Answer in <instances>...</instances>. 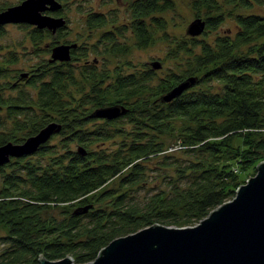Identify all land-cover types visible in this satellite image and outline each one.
Here are the masks:
<instances>
[{"label": "trees", "instance_id": "obj_1", "mask_svg": "<svg viewBox=\"0 0 264 264\" xmlns=\"http://www.w3.org/2000/svg\"><path fill=\"white\" fill-rule=\"evenodd\" d=\"M55 1L59 8L42 13L64 21L55 30L10 23L27 30L40 56L28 71L15 70L16 53L0 49V147L57 127L33 153L0 165V226L6 231L0 239L7 244L0 264L66 256L84 264L111 240L147 226L194 225L232 199L242 174L264 160V15H227L217 0H191L204 28L178 39L169 36L161 15L175 10L173 0H116L108 11L78 10L84 28L98 33L92 45H79L66 38V0ZM11 6L0 2V12ZM226 16L235 29L207 41ZM6 24L0 23V37ZM157 38L170 43L171 57L180 58L178 72L158 76L153 61L124 73L88 59L100 47L101 54L120 57L128 54L129 39L147 48ZM61 45H72L69 59L53 60V49ZM110 108L118 114L98 116ZM125 120L133 123L130 131L120 125ZM160 135H174L175 143L166 145ZM109 140L113 147L104 148ZM151 170L160 172L168 189L154 186L138 196L132 187L146 184ZM116 178L118 187L105 188Z\"/></svg>", "mask_w": 264, "mask_h": 264}, {"label": "water", "instance_id": "obj_2", "mask_svg": "<svg viewBox=\"0 0 264 264\" xmlns=\"http://www.w3.org/2000/svg\"><path fill=\"white\" fill-rule=\"evenodd\" d=\"M59 7L55 0H24L0 12V23L25 22L55 30L64 21L42 13ZM203 28L204 23L195 19L187 33L197 36ZM71 46L54 48L53 60H68ZM185 85L174 88L164 100L177 96ZM117 114V108H110L100 110L98 116L111 118ZM56 131V125L51 124L21 145L8 143L0 147V165L11 157L33 153ZM38 264L77 263L66 256L59 260L40 257ZM84 264H264V160L257 164L255 175L235 190L231 200L211 210L196 225L147 226L111 240L93 261Z\"/></svg>", "mask_w": 264, "mask_h": 264}, {"label": "rangeland", "instance_id": "obj_3", "mask_svg": "<svg viewBox=\"0 0 264 264\" xmlns=\"http://www.w3.org/2000/svg\"><path fill=\"white\" fill-rule=\"evenodd\" d=\"M17 1L18 0H0L1 3L11 4L14 6H16ZM173 1L175 3V10L162 13L161 15L167 21L166 30L169 36L180 39L182 37H185L186 32H187V27L195 19V16H194V12L190 8L191 0H173ZM217 1L222 3V10L227 15H228V12H230L231 14L254 13V14L264 15V5L262 3H258L255 0H250L251 5L246 8L234 6L233 4H226L224 3V0H217ZM63 3H67L66 8H64L65 10L64 12H65V15L68 17L69 33L66 36V38L70 42H73V43L77 42V44L79 45H92L97 40L98 33L96 31L93 33H89L84 28L83 21L81 20L83 17V14L79 13L78 10L108 11L111 8H115L117 5L116 0H66L65 2L62 1V4ZM123 13H124L123 9H121V6H120L118 8L117 14L118 15L121 14L120 17H123L122 16ZM29 25H32V24H29ZM4 29H5L4 36L0 37V49L2 53L7 52L9 50L14 51L18 57V61L13 66V68L19 72L28 71V68L30 65L40 60V56L38 57L35 56L34 54L35 49L28 37L27 30L19 27L16 24H10V23L6 24ZM234 29H235L234 20L232 19V17L226 16L225 20L218 27V29L208 34V36L206 37V40L210 42L213 40L216 34H220L223 31H228V30L230 31ZM132 42H133L132 39H129L127 41V43L130 45V50L128 54L124 56L111 57L107 54H101L102 47H100V50H99L100 52L98 54L89 52L88 59L90 61H93L94 64L97 65V67L99 68L104 67L107 69H112L115 66H120L122 67V70L124 71V73L132 72L135 69H140L142 68V65L144 63L149 65L150 62H153V61H155L159 65V68L157 69L158 76L163 77L167 73L179 71L181 60L179 57L178 58L171 57L173 55L170 50L172 46L167 41L157 38L155 42L147 48H137L133 46ZM43 57H46V55H44ZM86 86L88 87L87 83H86ZM8 93L9 92H7V94ZM132 124L133 123L131 121L128 122V120H125L123 121V124H120V125H122L126 129V131H130ZM120 125H118V127ZM88 126H91V124H89ZM172 137H175V136L174 135L173 136L160 135V139L165 141L166 145H169V146L171 143H175V140ZM120 139L121 138L119 136L115 137V141H119ZM51 142L55 144L58 143L59 137L57 136L54 137L51 140ZM113 142L109 140L105 143V145H103V147L107 149H111L113 147L112 145ZM170 148L172 147H169L168 149L170 150ZM26 160H29V159H26ZM31 160L35 161L36 159H31ZM22 163H25V162H22ZM150 165L151 164H148V166ZM255 173H256V169L253 173H251V169H249L244 174H242L241 185L245 184L246 180L249 177L254 176ZM161 177L162 176L160 175V172H157V171L154 172L153 170L148 171V177H147L146 184L142 185L141 187L134 186L132 187V189L138 196H141V197L144 195H147V193H149L151 188H153L154 186H155L154 188L156 189L163 188L164 190H167L168 188L166 185H164V183H162L163 179ZM1 181L2 179L0 177V186H1ZM112 187H118L117 178L111 180L105 186V188H108V189ZM55 215L60 217V214H58L57 211L55 212ZM197 223H199V221ZM189 226H193V225H189ZM173 227H177V226H173ZM5 233H6L5 229L2 226H0V238L4 236ZM6 246L7 244H5L2 239H0V251L2 250V248Z\"/></svg>", "mask_w": 264, "mask_h": 264}]
</instances>
